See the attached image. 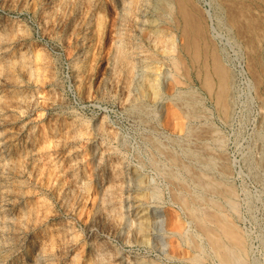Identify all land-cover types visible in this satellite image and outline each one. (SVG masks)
I'll list each match as a JSON object with an SVG mask.
<instances>
[{
	"label": "rangeland",
	"instance_id": "rangeland-1",
	"mask_svg": "<svg viewBox=\"0 0 264 264\" xmlns=\"http://www.w3.org/2000/svg\"><path fill=\"white\" fill-rule=\"evenodd\" d=\"M162 1L0 0V264H34L44 247L54 252L53 264H217L186 208L207 210L205 199L219 200L240 229L247 264H264V0H190L189 11L199 15L206 36L199 39L197 57L191 55L194 61L185 49L177 6L180 24L165 22L167 0ZM208 10L217 33L208 25ZM140 20L148 21L142 29ZM154 25L166 32L161 62L147 58L154 52L147 40ZM168 33L181 50L174 52L182 56L179 82L164 76L175 70ZM120 40L127 50L119 62L114 57ZM138 42L146 52L133 46ZM210 51L220 61L227 58L235 73H228L229 116L202 85ZM189 88L211 110L208 118H190L177 99ZM212 129L222 132L226 147L220 151ZM212 156L225 163L220 168L230 169H224L228 177L205 163ZM200 173L207 182L236 187L240 215L229 210L224 196L201 189ZM127 196L140 210L134 226L124 218ZM195 245L204 249L205 260H194L201 253Z\"/></svg>",
	"mask_w": 264,
	"mask_h": 264
},
{
	"label": "bare ground",
	"instance_id": "bare-ground-1",
	"mask_svg": "<svg viewBox=\"0 0 264 264\" xmlns=\"http://www.w3.org/2000/svg\"><path fill=\"white\" fill-rule=\"evenodd\" d=\"M134 1V0H133ZM141 1V0H140ZM145 1V0H144ZM158 1H160V0H158ZM162 1V0H161ZM207 1V0H206ZM132 2V1H131ZM135 2H136V0H135ZM163 2V1H162ZM199 2V1H198ZM130 3V2H129ZM129 3H127V4H129ZM141 3V2H140ZM176 3H177V5H176ZM190 3H192L190 0H175V2H174V0H167V2L166 3H164V5H165V11H162V13L163 12H166L165 13V17L167 16L168 18L167 19H165L166 21L165 22H167L168 20L172 23V22H175V21H177V20H179V19H176V16H175V12H176V6H177V8H178V10H177V14H179L180 16H179V18L181 17L182 18V21H183V26H181V27H183L182 28V32H184V37H186V38H188V44H186V46H185V49L189 52V56H190V58L192 59V61H194L193 60V58H192V56L191 55H193V57H197V54H195L198 50L197 49H202V45H200V47L201 48H198L197 47V45H198V42H199V44H200V41H199V39L200 38H202V37H204L203 36V28H205V27H203V25H201L200 24V22L195 18V17H198V16H193V14H195L196 15V13H194V11L192 10V11H189V9H190V7H189V4ZM125 4V3H124ZM127 4H125V5H127ZM194 4V3H193ZM210 4H211V2H210ZM209 4V5H210ZM130 5V4H129ZM137 5V4H136ZM163 6V5H162ZM130 7V6H129ZM133 7V6H132ZM136 7V6H135ZM149 7V6H148ZM191 7H192V5H191ZM157 8V7H156ZM163 8V7H162ZM124 9V8H123ZM136 9V8H135ZM139 9V8H138ZM145 9V8H144ZM143 9V10H144ZM196 9V8H195ZM122 10V9H121ZM126 11V10H125ZM128 11H130V9L128 10ZM135 11V10H134ZM138 11V10H137ZM146 11V10H145ZM131 12V11H130ZM133 12V11H132ZM132 12H131V14H132ZM139 12V11H138ZM190 12H192V13H190ZM198 12V11H197ZM207 12V11H206ZM126 13V12H125ZM125 13L123 14V15H125ZM129 13V12H128ZM136 13V12H135ZM134 13V14H135ZM161 13V14H162ZM199 13V12H198ZM203 13V12H202ZM176 14V15H177ZM130 15V14H129ZM136 15V14H135ZM141 15V14H140ZM146 15V14H145ZM144 15V16H145ZM163 15V14H162ZM207 15H208V19H209V22L210 23H208V25H209V27H210V29H211V31L212 32H214V33H217V29H216V27L214 26V21H213V15L211 14V12H210V10H208V12H207ZM237 15V14H236ZM131 16V15H130ZM160 16V15H159ZM202 16V15H201ZM233 16V15H232ZM231 16V17H232ZM125 17H127V16H124V18ZM136 17V16H135ZM241 17V16H240ZM121 18V17H120ZM122 18H123V16H122ZM123 18V19H124ZM143 18V17H142ZM145 18V17H144ZM230 18V17H229ZM131 21H132V19H130ZM137 20V19H136ZM236 20V19H235ZM121 22H122V20H120ZM124 21H126L127 23H128V21L127 20H124ZM163 21V20H162ZM133 22V21H132ZM147 22L148 21H141L140 20V24H138V26H141V29L142 28H144L145 26H146V24H147ZM157 22V21H156ZM179 22H180V20H179ZM201 22H202V20H201ZM233 22V21H232ZM131 23V22H130ZM134 23V22H133ZM138 23H139V20H138ZM149 23H151L150 21H149ZM158 23V22H157ZM159 23H160V21H159ZM176 23V22H175ZM177 23H178V21H177ZM182 23V22H181ZM239 23V22H238ZM126 23H124V25H125ZM152 24V23H151ZM178 24H180V23H178ZM234 24V23H233ZM237 24V23H236ZM252 24V23H251ZM124 25H122L123 27H127L129 24H126L127 26H124ZM131 26V25H130ZM150 26V25H149ZM148 26V27H149ZM160 26H161V24H160ZM178 26V25H177ZM251 26V25H250ZM120 27V26H119ZM129 27V26H128ZM152 27V25L150 26V28ZM155 27V29H151L150 30V32L148 31V30H146V31H148L149 32V35H147V37H148V44H149V46H148V49H149V47H151L152 48V50L154 51V52H152L153 53V55H151V54H149V56H147V58L148 59H150V60H152V61H156V62H161L162 61V57H159V51H160V49L162 50L163 48H161L160 47V44H162L161 42H162V40H163V33H164V37H165V33L166 32H163V30L160 28H158V26H153V28ZM172 27V26H171ZM203 27V28H202ZM232 27V26H231ZM130 28V27H129ZM133 28V27H132ZM140 28V27H139ZM146 29V28H145ZM165 29V28H164ZM176 29V28H175ZM122 31H124V29L122 28L121 29ZM120 29H119V32H118V34H119V36L121 37V35L124 33V32H122ZM205 30V29H204ZM126 31H129L128 30V28L125 30V34L128 36V34L126 33ZM144 31V30H143ZM210 31V32H211ZM116 32H117V30H116ZM139 32H140V29H139ZM140 33H142V30H141V32ZM144 33H145V31H144ZM207 33V32H206ZM221 33V32H220ZM220 33H218V34H216L215 36H217V35H219ZM7 34V33H6ZM133 34H134V32H133ZM183 34V33H182ZM213 34V33H212ZM222 34V33H221ZM0 35H2V34H0ZM125 35V36H126ZM137 35H138V33H137ZM142 35V34H141ZM146 35V34H145ZM4 36V35H3ZM118 36V37H119ZM136 36V35H135ZM168 38H169V33H168ZM214 36V35H213ZM220 36V35H219ZM222 36V35H221ZM220 36V37H221ZM262 36V35H261ZM123 37H124V34H123ZM139 37V36H138ZM146 37V36H145ZM171 37V36H170ZM206 37V36H205ZM204 37V39L206 40V38ZM227 37H229V36H227ZM257 37V36H256ZM259 37V36H258ZM263 37V36H262ZM130 38V37H129ZM134 38V37H133ZM136 38H137V36H136ZM140 38V37H139ZM144 38V37H143ZM167 38V37H166ZM185 38V39H186ZM219 38V37H218ZM3 39V38H2ZM1 39V40H2ZM121 39H122V37H121ZM172 39V38H171ZM170 38H169V40H170V42L172 43V46H171V48L169 49V50H167L168 51V54L170 55V58H171V62L173 63V67H174V71H172V72H169V74L168 75H164L165 76V78H171V79H175L174 81H178L179 79V74L180 73H182V72H180V71H182V70H180L179 69V65H181V63H180V57H182V56H179L178 54L177 55H175V51L177 50V49H179L178 48V45L176 46V43L177 42H175V40H171ZM175 39V38H174ZM221 39V38H220ZM228 38H226V40H227ZM230 39V38H229ZM234 39V38H233ZM119 40V39H118ZM207 40H209V39H207ZM219 40V39H218ZM230 40H232V38L230 39ZM229 40V41H230ZM258 40V39H257ZM125 41H128V39L127 40H125ZM131 41V40H130ZM129 41V42H130ZM138 41H139V39H138ZM120 42H122V43H120V44H118L117 45V47H116V50H117V53H116V55H115V57L114 58H116V59H121V58H125V50H127V48L125 47V42H123V41H121L120 40ZM141 42V41H140ZM140 42H138L139 44H135V43H133V46L134 45H137L135 48L136 49H145V46H144V44L145 43H140ZM203 42V41H202ZM222 42V41H221ZM233 42H234V40H233ZM236 42V41H235ZM166 43V42H165ZM168 43V42H167ZM170 43V44H171ZM207 43H209L208 41H207ZM237 43V42H236ZM141 44H143V45H141ZM169 44V45H170ZM228 44V43H227ZM132 45V44H131ZM203 45H204V43H203ZM229 45H230V42H229ZM238 45V44H237ZM130 46V45H129ZM133 46H130V47H133ZM162 46V45H161ZM167 46V45H166ZM199 46V45H198ZM205 46V45H204ZM207 46H209V44L207 45ZM207 46H205V48H207ZM235 46V45H234ZM238 46H240V45H238ZM129 47V48H130ZM133 47V48H134ZM147 47V46H146ZM163 47V46H162ZM215 47V46H214ZM126 48V49H125ZM165 48V47H164ZM168 47H166V49H167ZM184 48V47H183ZM204 48V47H203ZM256 49V48H255ZM131 50V49H130ZM145 50H147V49H145ZM144 50V51H145ZM180 50V49H179ZM185 50V51H186ZM206 50H208V49H206ZM223 50V52H224V49H222ZM141 51V50H140ZM181 51V50H180ZM186 51V52H187ZM190 51H192V52H194L193 54L190 52ZM200 51V50H199ZM198 51V52H199ZM212 51V50H211ZM210 51V52H211ZM135 52H136V50H135ZM141 52H143V51H141ZM140 52V53H141ZM146 52V51H145ZM162 52V51H161ZM165 52H166V50H165ZM164 52V53H165ZM214 52V51H213ZM213 52H211V53H209L210 55H211V57H212V62H211V68L207 65V63H204V66H205V71H204V78L202 79L203 81H202V85H203V88H205L207 91H209V92H211L213 95H214V99H215V105H216V108L218 109V111L220 112V113H222V114H227L228 112H229V110L231 109L230 107H231V102L233 101L232 99L230 100V96L232 95V98H233V93L231 94L230 92H232V91H230V82H229V75H228V73H233L232 75L233 76H235V73H234V71L232 72V69H230V68H228V62H226L228 59L227 58H223V60H222V58H221V61H220V56L218 57V56H216L215 54L217 53V51L215 50V54L213 55L212 53ZM149 53H150V51H149ZM178 53V52H177ZM142 54V56H143V53H141ZM182 54V53H181ZM205 54H207V51H206V53ZM205 54H203L204 56H205ZM220 53H218V55H219ZM224 54V53H223ZM222 54V55H223ZM253 54V53H252ZM255 54V53H254ZM258 54V53H257ZM136 55V54H135ZM168 55V56H169ZM200 55H201V53H200ZM208 55V54H207ZM225 55H227V54H225ZM251 55V54H250ZM144 56H146V54H144ZM224 56V55H223ZM259 56V55H258ZM261 56V55H260ZM164 57V56H163ZM207 57H209V56H207ZM250 57V56H249ZM262 57V56H261ZM261 57H260V59H261ZM127 58V57H126ZM142 58V57H141ZM146 58V57H145ZM169 58V59H170ZM198 58H199V56H198ZM204 58V57H203ZM129 59V58H128ZM131 59V58H130ZM137 59V58H136ZM182 59V61H183V58H181ZM118 60H116V61H118ZM127 60V59H126ZM139 60V59H138ZM144 60V59H143ZM147 60V59H146ZM199 60V59H198ZM198 60H196V61H198ZM202 62H203V60H202V58L200 59ZM253 60V59H252ZM129 61V60H128ZM130 61H132V60H130ZM151 61V62H152ZM200 61V62H201ZM211 61V60H210ZM119 62H120V60H119ZM122 62V61H121ZM149 62V61H148ZM164 62V61H163ZM209 62V61H208ZM256 62H259L258 60H256ZM115 63V62H114ZM122 63H124V62H122ZM140 63V62H139ZM139 63H138V65H139ZM143 63V62H142ZM227 65H226V64ZM244 63H245V65H244V67H245V72H246V74L247 75H249L248 74V70H247V65H246V60H244ZM252 63V62H251ZM251 63H249V64H251ZM75 64V63H74ZM131 64V66L128 68V70H130L131 71V69L134 67V64L133 63H130ZM129 64V65H130ZM145 64V63H144ZM150 64V62L148 63V65ZM163 64V63H162ZM247 64H248V62H247ZM118 65V64H117ZM128 65V64H127ZM148 65H146V66H148ZM157 65V64H156ZM170 65V64H169ZM183 65V64H182ZM200 65V64H199ZM257 65V64H256ZM116 66V65H115ZM152 66V65H151ZM262 66V65H261ZM145 67V66H144ZM154 67V66H153ZM203 67V66H202ZM244 67H242V70L241 71H243L244 72ZM253 67V66H252ZM251 67V68H252ZM263 67H264V65H263ZM126 68V67H125ZM148 68H152V67H149L148 66ZM147 67H146V69H148ZM155 68V67H154ZM182 68V67H181ZM227 68V69H226ZM250 68V69H251ZM262 68V67H261ZM141 69H142V67H141ZM249 69V70H250ZM172 70V69H171ZM228 70L230 71V72H228ZM145 71V70H144ZM144 71H142L141 72V74H144L145 72ZM148 71V70H147ZM146 71V72H147ZM149 71H151L150 69H149ZM152 71H155V70H152ZM167 71V70H166ZM186 71V70H185ZM253 71V70H252ZM261 71H262V69H261ZM250 72V71H249ZM254 72V71H253ZM257 72V71H256ZM264 72V71H263ZM152 74H153V72H151ZM167 73V72H166ZM184 73V72H183ZM187 73V72H186ZM252 73V72H251ZM262 73V72H261ZM141 74H139V75H141ZM147 74V73H146ZM152 74H148V75H146V77H145V85H147L149 82H150V75H152ZM133 75V74H132ZM157 75V74H156ZM183 75V74H182ZM254 75V74H253ZM257 75V74H256ZM143 76H145V75H143ZM233 76H230V77H232V79H233ZM178 77V78H177ZM153 78V77H152ZM156 78V77H155ZM163 78V77H162ZM181 78V77H180ZM235 78V77H234ZM261 78V77H260ZM258 79V78H257ZM262 79V78H261ZM260 79V80H261ZM140 80V79H139ZM139 80H137V81H139ZM155 80H157V79H155ZM155 80L153 81V82H155ZM164 80V79H163ZM231 80V79H230ZM249 81V80H248ZM160 82V81H159ZM179 82V81H178ZM231 82H234V81H231ZM258 82V81H257ZM256 82V83H257ZM142 83V82H141ZM147 83V84H146ZM157 83V82H156ZM163 83V82H162ZM161 83V84H162ZM248 83H250V82H248ZM154 84V83H153ZM152 84V87L153 88H155L157 91H158V89L160 88V84H158L157 83V85L156 84H154L153 85ZM233 84V83H232ZM144 85V86H145ZM250 85V84H249ZM143 87V86H142ZM235 87V86H234ZM145 90H146V88H145ZM151 90V89H150ZM143 91V90H142ZM146 91H148V90H146ZM144 92V91H143ZM153 93V92H152ZM231 94V95H230ZM177 96V99H180L179 100V102L180 101H182L183 103H184V105L187 107V111H188V116H191L190 118H196L199 114H205V116H201V117H209L210 116V114H211V110L209 109V108H207L206 106H205V103H204V101H203V98L200 96V95H198V93L195 91V90H193V89H187V90H180L179 91V93H178V95H176ZM156 97V96H155ZM177 102V101H176ZM182 102H180V103H182ZM234 105V104H233ZM185 107V108H186ZM202 109L203 110H205L206 112H204V113H202L203 111H202ZM228 115V114H227ZM226 115V116H227ZM225 116V115H224ZM229 116V115H228ZM199 117V116H198ZM189 118V117H188ZM206 118V119H207ZM227 118V117H226ZM200 119V118H199ZM224 119V118H223ZM211 124H213V123H211ZM210 125V124H209ZM197 126V125H196ZM194 127V126H193ZM196 128H198V127H196ZM195 128V129H196ZM204 128V127H203ZM210 128V127H209ZM212 128V127H211ZM210 128V129H211ZM214 128V127H213ZM192 129V128H191ZM194 129V130H195ZM206 129V128H205ZM208 130V129H207ZM214 130V131H213ZM193 131V130H192ZM198 131V130H197ZM211 132V131H210ZM212 132L214 133V135L212 134V136H214V137H212L213 138V142H214V144H215V146L216 147H218L219 148V151L220 150H222L224 147H226L225 146V141H224V139L220 136L221 134H222V132H220L218 129H212ZM189 133H190V130H189ZM195 132H193V134H194ZM205 133V132H204ZM198 134V133H197ZM201 134V133H200ZM200 136V135H199ZM211 137V136H210ZM209 141V140H208ZM211 142V141H210ZM212 142V143H213ZM208 144V143H207ZM205 145V144H204ZM157 146H158V144H157ZM208 146V145H207ZM212 146H213V144H212ZM210 149L212 148V147H209ZM189 149V148H188ZM207 149V148H206ZM209 149V150H210ZM214 148H212V150H213ZM208 150V151H209ZM216 150V149H215ZM226 150V149H225ZM206 151V150H205ZM214 151V150H213ZM217 151V150H216ZM190 151H188V153H189ZM197 152H198V150H197ZM196 152V153H197ZM201 152V151H200ZM215 152V151H214ZM220 153V152H219ZM221 153H222V151H221ZM173 154V153H172ZM206 154V153H205ZM175 155V154H174ZM191 155V154H190ZM194 155V154H193ZM199 156V155H198ZM205 156V155H204ZM214 156V155H213ZM212 156V158H210V161H207V162H209V163H207V162H205L206 164H212V162L214 163V166L215 167H213V168H216L217 169V171H218V173L220 174V176L221 177H228L227 176V173H225L224 174V171L226 170H230V169H225V168H220V163H222V162H220V163H217V161H213L214 160V158L215 157H213ZM218 156H219V154H218ZM221 156V155H220ZM172 156H170V158H171ZM197 157V156H196ZM224 157V156H223ZM174 158V157H173ZM173 158H171L172 160H173ZM177 158V157H176ZM207 159V158H206ZM215 159H217V157L215 158ZM219 159H220V157H219ZM222 160H223V158H221ZM220 159V160H221ZM227 159V158H226ZM177 160V159H176ZM182 160V159H181ZM180 160V161H181ZM202 160V159H201ZM200 160V161H201ZM174 161V160H173ZM225 161V160H224ZM263 161V160H262ZM229 162V161H228ZM264 162V161H263ZM177 163V162H176ZM224 163V162H223ZM222 163V164H223ZM227 163V162H226ZM225 164V163H224ZM228 164V163H227ZM226 164V168H227V165ZM231 163H229V165H230ZM176 165H178V164H176ZM184 165V164H183ZM187 166H188V164H186ZM190 165V164H189ZM208 165H207V167H208ZM179 166V165H178ZM184 167V166H183ZM194 167V166H193ZM225 167V166H224ZM230 166H228V168H229ZM188 168V167H187ZM210 168V167H209ZM231 168V167H230ZM221 169V170H220ZM225 169V170H224ZM188 170H190V169H188ZM194 170V169H193ZM196 171V170H195ZM203 171V170H202ZM197 172V171H196ZM228 173H229V171H227ZM188 173V172H187ZM193 173H195V172H193ZM199 173V172H198ZM197 173V174H198ZM209 173V172H208ZM207 173V174H208ZM196 174V173H195ZM194 175V174H193ZM229 175V174H228ZM173 176V175H172ZM194 176H196V175H194ZM201 176V173L199 174V175H197V180H196V177H195V180L196 181H198L197 183H199V185H202L201 187V189H203V186H204V189L207 191V190H209L210 192H211V194H212V192H213V194L215 193V194H218L219 196L220 195H222V197L226 200V203H227V205L229 206V210L230 211H233V212H235L236 214H238L239 213V202H238V194H237V192H236V187H234V185L232 184V183H230L229 181L226 183V182H216V181H213V180H209L208 182L206 181L207 179H209L207 176H205V177H207L206 179L204 178V176H203V178L202 177H200ZM219 176V177H220ZM171 177V176H170ZM169 177V178H170ZM174 177V176H173ZM175 178V177H174ZM176 179V178H175ZM178 179V178H177ZM204 179H205V181H204ZM218 179V178H217ZM171 180V179H170ZM173 180V179H172ZM180 180V179H179ZM178 180V181H179ZM192 180V179H191ZM215 180V179H214ZM224 180V179H223ZM193 181V183H194V180H192ZM200 181H201V183L203 182V184L205 183V185H203V184H200ZM218 181H222V180H218ZM225 181V180H224ZM184 183V182H183ZM86 184H90L89 183V181L88 180H84V182H83V185H86ZM172 184V183H171ZM176 184V183H175ZM185 185V184H184ZM196 186V185H195ZM178 187V186H177ZM185 187V186H184ZM199 187V186H198ZM181 188V187H180ZM188 188V187H187ZM186 190V189H185ZM177 193V192H176ZM175 193V194H176ZM181 194V193H180ZM200 194V193H199ZM173 195V194H172ZM201 195V194H200ZM200 195H198V196H200ZM175 196V195H174ZM176 197H177V195H176ZM179 197H180V195H179ZM189 198V197H188ZM199 198H202V197H199ZM208 198V197H207ZM125 199V201L127 202V205H123L122 206V209H124L125 210V212H124V218L126 219V222H127V224L129 225V224H133V226H134V224L136 225V223H137V221H139L140 219H141V216H140V210L138 209V206H136L135 204H134V201L131 199V197H129V196H127L126 198H124ZM177 199V198H176ZM185 199V198H184ZM215 199V198H214ZM179 200V199H178ZM181 203L183 202V204H186V203H184V202H186L185 200H183V198L181 197ZM194 200V199H193ZM201 200H204V198H202ZM174 201V200H173ZM219 201V200H218ZM217 200H213V199H208L207 201H206V199H205V202L206 203H208V205H209V209H207L206 207V209L207 210H204V209H198V208H195V207H193L192 205L191 206H188L187 205V207L186 208H188V210L190 211V216L193 218V220L195 221V226L199 229V237H202V236H204L205 238H207L208 239V241H209V246H210V248H211V251L213 252V255L216 257V260H217V264H247L248 262H247V260H246V242H245V237L241 234V232L239 231L240 229H238V226H236L235 225V223H233L232 221H231V219H229V214H226V213H224L223 212V206H222V204L220 203V201L218 202ZM180 202V201H179ZM181 203H179V204H181ZM190 203V202H189ZM203 203V202H202ZM191 204V203H190ZM205 206V205H204ZM184 207V206H183ZM182 207V208H183ZM180 208H181V206H180ZM210 209H212V210H210ZM214 210V211H213ZM183 211H185V210H183ZM239 215H240V213H239ZM238 215V216H239ZM141 221V220H140ZM139 221V222H140ZM158 223H159V225H160V227H161V229H162V227H163V224H164V220L161 218V219H159L158 220ZM188 224V223H187ZM211 224H213V225H215V230H212L213 228L212 227H210V225ZM139 225V224H138ZM131 226V225H130ZM188 227V226H187ZM137 228V227H136ZM186 228V227H185ZM191 228V227H190ZM212 228V229H211ZM194 229H192V231H193ZM191 231V230H190ZM187 233H189V232H187ZM191 233V232H190ZM190 233L188 234L189 236H191L190 235ZM194 233H196V232H194ZM183 235H184V233H183ZM188 235H186V236H188ZM188 236V237H189ZM194 236V235H193ZM192 236V237H193ZM188 237L186 238V240L188 241ZM196 237H197V235H196ZM198 237V238H199ZM194 238V237H193ZM191 239V238H190ZM189 239V240H190ZM225 241H224V240ZM248 239V238H247ZM186 241V242H187ZM193 241V240H192ZM192 241H190L191 243H194V242H192ZM227 241V242H226ZM203 242V241H202ZM189 243V242H188ZM190 243V244H191ZM196 243V242H195ZM200 243H201V240H200ZM198 244V243H197ZM189 245V244H188ZM191 245H193V244H191ZM200 246H201V244H199ZM199 245H195V247L197 248V249H199V248H201V253L200 254H198L197 256H195L194 257V260L195 261H199V260H205L206 258H205V255H204V249L202 248V247H200ZM194 247V248H195ZM205 247V246H204ZM249 248V247H248ZM196 250V249H195ZM250 252V251H249ZM206 254V253H205ZM167 255V254H166ZM209 255V254H208ZM168 256V255H167ZM54 258H55V255H54V252H52V250H50V247H44V248H42V250L40 249V251H38V254L35 256V258H34V264H53V260H54ZM169 258V257H168ZM213 260V259H212ZM214 263V262H213ZM33 264V263H32Z\"/></svg>",
	"mask_w": 264,
	"mask_h": 264
}]
</instances>
